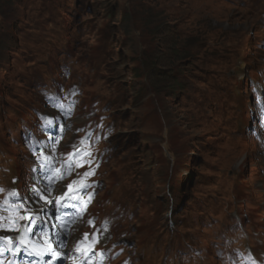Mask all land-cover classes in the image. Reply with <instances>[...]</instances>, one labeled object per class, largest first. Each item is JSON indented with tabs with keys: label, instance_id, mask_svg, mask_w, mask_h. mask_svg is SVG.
Returning <instances> with one entry per match:
<instances>
[{
	"label": "rangeland",
	"instance_id": "obj_1",
	"mask_svg": "<svg viewBox=\"0 0 264 264\" xmlns=\"http://www.w3.org/2000/svg\"><path fill=\"white\" fill-rule=\"evenodd\" d=\"M227 1L228 11L223 0L2 1V9L8 12V29L19 25L24 16L18 19L17 16L23 13L38 16L42 31L32 39L18 40L17 45L0 47V100L3 96L7 98L0 106L11 105L7 108L9 113L17 109L15 105L20 106L21 102L13 97L20 98L19 88L40 73L39 58L53 49H61L76 56L87 54L96 58V64H100L95 70L80 66L91 84L90 94L100 95L114 104L124 137L140 132L142 138L137 150L120 154L118 162L124 168L129 167L132 174L126 185L131 189V210L136 212V219L128 226L140 241L147 236L150 239L161 236L165 243L175 242L179 241V235L190 237L198 230L192 225L172 228L162 224L167 216L159 213L164 202L162 196L175 168L192 170L203 181L195 189L197 202H190L191 210L199 208L196 214L198 210L210 211L224 224L222 205L213 206L211 199L230 201L235 196L240 171L245 166L251 167L248 148L238 151L231 141L240 146V141L234 138L240 121L234 105L239 101V93L244 91L243 77L258 58L250 51L255 49L246 30L251 31L253 38L264 39V0ZM59 2L69 3L66 13L73 25L70 44L59 39L58 31L46 17L47 13L55 12ZM249 2L259 5L252 9ZM107 12L113 13L114 18H109ZM15 19L13 24L11 20ZM157 34L165 35L163 44L158 42L162 56L170 58L174 66L170 72L182 70L185 87L178 91L179 99H175L172 94L167 96L164 85H155L156 89L151 90L155 100H149L144 108L139 99L143 88L138 79L131 83L130 71L145 62L151 47L158 45L154 39ZM239 37L242 39L237 49L239 58L225 61L232 57L231 50L237 48ZM79 43L84 45V50ZM58 52L52 51L50 55L55 57ZM121 63L125 67L120 68L123 76L118 83L112 69L117 70ZM158 70L170 69L162 66ZM129 80L130 95L124 98L121 88ZM27 92L25 102L32 97L30 87ZM11 121L12 117L6 124ZM3 137L4 129L0 127V140ZM136 164L140 167L135 172L132 165ZM118 199L122 198L114 196L115 202Z\"/></svg>",
	"mask_w": 264,
	"mask_h": 264
},
{
	"label": "snow or ice",
	"instance_id": "obj_2",
	"mask_svg": "<svg viewBox=\"0 0 264 264\" xmlns=\"http://www.w3.org/2000/svg\"><path fill=\"white\" fill-rule=\"evenodd\" d=\"M87 175V174H86ZM47 191V189H45V192ZM38 194V193H37ZM48 203H52V201H48ZM58 203V201H57ZM3 239V238H0ZM48 251L53 252V255H57V253L54 252V250L51 248V246L48 247Z\"/></svg>",
	"mask_w": 264,
	"mask_h": 264
},
{
	"label": "trees",
	"instance_id": "obj_3",
	"mask_svg": "<svg viewBox=\"0 0 264 264\" xmlns=\"http://www.w3.org/2000/svg\"><path fill=\"white\" fill-rule=\"evenodd\" d=\"M168 59H166V61H167Z\"/></svg>",
	"mask_w": 264,
	"mask_h": 264
}]
</instances>
